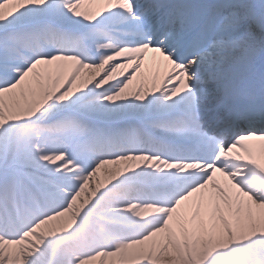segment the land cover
I'll return each mask as SVG.
<instances>
[{
  "label": "snow or ice",
  "instance_id": "6c2138e0",
  "mask_svg": "<svg viewBox=\"0 0 264 264\" xmlns=\"http://www.w3.org/2000/svg\"><path fill=\"white\" fill-rule=\"evenodd\" d=\"M0 264H264V0H0Z\"/></svg>",
  "mask_w": 264,
  "mask_h": 264
},
{
  "label": "bare ground",
  "instance_id": "6f19581e",
  "mask_svg": "<svg viewBox=\"0 0 264 264\" xmlns=\"http://www.w3.org/2000/svg\"><path fill=\"white\" fill-rule=\"evenodd\" d=\"M86 10L89 11H94V8H86ZM129 69L128 68H124V69H119L118 71H124L127 72ZM140 73L146 76L144 78V80L142 78H140V81L137 82L136 84H131L129 86L128 92H134L136 90L137 87H139L141 81H143V83L145 84L146 87H151L152 83H153V79H155V83L157 85H159L160 80L163 78L164 76V69L162 67H158L154 64L151 63L150 60V54L149 57L145 58L144 63L142 64L141 68H140Z\"/></svg>",
  "mask_w": 264,
  "mask_h": 264
},
{
  "label": "rangeland",
  "instance_id": "374dc122",
  "mask_svg": "<svg viewBox=\"0 0 264 264\" xmlns=\"http://www.w3.org/2000/svg\"><path fill=\"white\" fill-rule=\"evenodd\" d=\"M143 76L146 77L144 74H143ZM143 76L140 73V71L138 73H136V76H135L132 84H136L137 82H139L140 81V78H142L144 80Z\"/></svg>",
  "mask_w": 264,
  "mask_h": 264
}]
</instances>
